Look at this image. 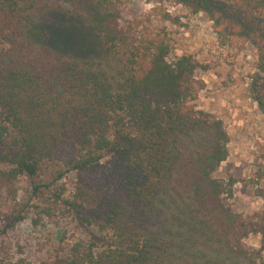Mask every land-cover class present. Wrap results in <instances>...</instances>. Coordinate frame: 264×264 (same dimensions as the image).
<instances>
[{"label": "trees", "instance_id": "trees-1", "mask_svg": "<svg viewBox=\"0 0 264 264\" xmlns=\"http://www.w3.org/2000/svg\"><path fill=\"white\" fill-rule=\"evenodd\" d=\"M196 1L195 11L220 8L242 21L264 12V0ZM121 2L0 0V182L74 172L72 198L56 200L102 233V247L80 239L41 264L264 263L244 241L264 233V215L234 212L224 199L236 180L215 174L231 135L198 106L206 66L190 53L169 60L168 33L138 18L123 23ZM52 10L76 24L45 23ZM80 26L95 38H81ZM219 33L231 45L241 35Z\"/></svg>", "mask_w": 264, "mask_h": 264}, {"label": "rangeland", "instance_id": "rangeland-1", "mask_svg": "<svg viewBox=\"0 0 264 264\" xmlns=\"http://www.w3.org/2000/svg\"><path fill=\"white\" fill-rule=\"evenodd\" d=\"M199 6L196 0H122V22L138 18L150 29L166 31L172 45L169 60L190 53L206 66L197 70L198 77L207 83L198 106L220 117L231 135L229 156L215 173L236 180L234 195L224 201L244 216L264 215V63H260L264 12L242 21L239 15L232 16L220 8L195 11ZM224 20L230 21L226 27ZM46 22L64 27L77 21L65 12L52 10L46 14ZM238 29L241 35L234 45L222 42L219 31L231 34ZM78 33L89 42L90 37L95 38L93 31L81 26ZM48 43L56 46L54 41ZM87 54L81 49L77 53ZM75 179L74 172L57 181L47 172L37 178L21 174L13 183L0 182V264L9 260L50 262L80 239L97 240L99 247L103 246L97 227L81 222L76 209L56 200L58 194L72 198ZM34 183L39 185L37 191ZM259 222L264 226L263 220ZM263 238L264 233L252 231L244 241L264 258ZM262 260L260 264H264Z\"/></svg>", "mask_w": 264, "mask_h": 264}]
</instances>
